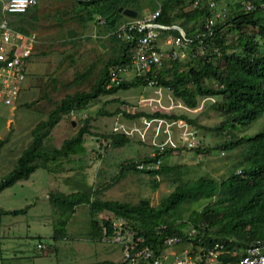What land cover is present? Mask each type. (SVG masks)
Returning <instances> with one entry per match:
<instances>
[{"label": "rangeland", "instance_id": "374dc122", "mask_svg": "<svg viewBox=\"0 0 264 264\" xmlns=\"http://www.w3.org/2000/svg\"><path fill=\"white\" fill-rule=\"evenodd\" d=\"M152 1L154 0H139V8L135 5L138 9L137 16L149 15L153 7L157 6L156 4L153 6ZM187 6L186 10L193 9L192 5ZM81 14L86 15V11L78 0H38L37 18L31 19L34 25L27 24L31 33L36 36L37 43L21 99L16 105H6L0 101V140H5L0 153V179L13 170L23 150L32 144L31 131L39 121L46 120L67 93L90 89L91 82L75 85L74 80L78 73L85 72L95 65L92 73L94 82L106 62L119 55L121 51L123 40L117 37L115 31L119 23L133 17L121 13L117 24L109 26L96 22L84 23L79 18ZM104 17L107 19V16ZM175 23L182 24L187 30L197 24L199 29V21ZM72 28L77 34L68 38L67 31ZM238 36V33L227 35L228 42L237 41ZM101 42L105 43L104 48ZM238 51L240 53L241 49ZM190 60L192 59L180 61L178 70L187 69ZM227 64L225 58L220 59L221 68ZM117 68L109 69L113 71ZM132 74L128 75V80L132 79ZM220 100L222 97H206L200 99L197 108L188 110L185 105L178 106L180 102L173 97L171 91L145 85L118 90L111 95H101L84 110L70 113L68 117L64 116L45 140L48 149L61 147L66 139L75 136L83 126H86L89 130L84 141L86 152L60 160L58 165L51 164L50 171L40 168L29 179L21 180L5 189L0 193V207L8 211L24 210L17 214L10 213L13 215L11 219L16 220L20 226L18 230L20 236L26 237L28 234L25 230L30 231L28 236L31 238L30 244L35 246L36 250L39 241L47 246L49 253L47 264H94L104 261L121 264L124 258L122 248L112 242L109 236L91 239L89 231L91 219H98V225L103 228L105 220L112 221L115 226H121L124 219L106 211L92 215L89 206L82 204L76 207L75 214L65 228V239L54 241L52 238L54 229L57 223L63 220V216L61 210L52 204L51 192L70 194L76 190L89 189L95 193L99 191L96 197L104 201L137 205L140 201L148 199L154 207L159 205L175 189L176 184L171 182L175 175L168 178L147 172H129L119 178L122 166L135 163L140 158L154 157L159 150L150 135L145 141L135 136L130 138L131 142L125 146L114 147L111 144V136L117 135L115 134L117 123L131 125L133 120L127 115L139 111L161 112L168 115L184 113L190 120L197 122L189 123V132L196 140V145L192 148L217 147L225 136L211 130L221 119L209 106L211 101ZM173 104L175 106L171 108ZM142 117L144 116L134 119L140 126ZM262 126L264 116L251 126L240 130L238 134L254 133ZM180 135L181 129L175 126L174 140L178 146L168 148L173 149L172 154L162 158L161 163L180 166V176L183 180H196L208 176L214 178L220 185L232 172L236 173L231 162L238 157L237 154L233 155L223 150L195 154L189 150L192 148L185 145ZM161 141H164V138ZM150 166L156 169L159 164ZM55 168L61 171H53ZM217 201L216 194L197 202H186L180 210L181 219L191 222L190 216L194 212L201 211L208 204L214 205ZM105 231L106 229L104 234ZM132 235L133 232L126 234L131 238ZM42 248L44 249L43 246Z\"/></svg>", "mask_w": 264, "mask_h": 264}, {"label": "trees", "instance_id": "16d2710c", "mask_svg": "<svg viewBox=\"0 0 264 264\" xmlns=\"http://www.w3.org/2000/svg\"><path fill=\"white\" fill-rule=\"evenodd\" d=\"M199 1L200 6L193 7L191 10H186L187 5H192L195 0H154L152 4L154 2L153 6L159 4L162 7L160 17L162 22L197 23L202 21L204 23V18L211 16L213 10L208 0ZM78 2L86 11V15L81 14L79 17L81 21L97 22L98 15L107 16L106 24L109 26H115L110 25L112 19H115L117 24L121 16L119 12L121 6L137 11V7L139 8V0H78ZM216 3L219 10L229 9L228 19L224 24L215 26L216 31L212 36L204 37V42L208 45L206 57L190 60L187 69L178 70L180 61L167 63L156 73L150 72L145 76L132 78L107 88V80L114 71L110 69L131 62L135 39L123 40L119 55L106 62L94 82H92V73L96 68L95 65L86 69L85 72L78 73L74 80L75 85L91 82L90 89L67 93L60 104L50 112L49 117L39 121L32 129L33 142L23 150L13 170L0 179V193L21 180L29 179L40 168L50 171L51 164L58 165L60 160L86 152L84 141L85 135L89 132L86 126H83L75 136L66 139L61 147L48 149L46 146V137L64 116L68 117L72 111L84 110L101 95H111L118 90H126L138 85L149 86L150 79L156 81L153 87L171 91L176 100L191 109L199 106L200 99L222 97L220 101H211L209 108L215 110L221 119L211 130L225 136L223 141L217 147L205 149L199 147L189 150L195 154L216 153L219 150L237 154L238 157L236 156L231 162L232 169L236 170V173L232 172L220 185L214 178L208 176L185 181L180 176V166L161 163V159L170 156L173 149L159 151L154 157L140 158L135 163L122 166L119 178L129 172H147L154 176L161 175L168 178L175 175L171 179V182L176 184L172 193L154 207L148 199L140 201L137 205L120 201H104L96 197L99 191L95 193L89 189L76 190L70 194L51 192L50 200L61 210L63 216V220L59 221L54 229L52 236L54 241L65 239V228L75 214L76 207L86 204L92 215L106 211L115 217L127 219L130 225L145 236V242L141 246L154 245V248L159 249L167 236L185 237L184 229L187 228L188 223L181 219L180 213L184 203L197 202L216 194L217 203L208 204L201 211L194 212L190 220L196 226L202 222L207 224L208 242L224 243L225 249L221 254L223 261H239L250 246L257 241H264V126L254 133L238 134L240 130L251 126L264 116V0H257L256 8L251 12H246L239 4L233 5L229 2L223 4L218 0ZM155 8L153 7V10ZM36 10L37 5L29 8L25 13L10 15L11 27L31 35L30 26L27 24L34 25L31 19L36 20ZM2 16L1 2L0 19ZM197 30L196 25L187 30V35L194 40V45L198 40ZM226 33L230 35L238 33V40L228 42ZM215 47H219L221 56L215 53ZM238 49H241L242 53H239ZM221 58H225L228 62L224 68L219 65ZM169 75L172 76L169 77ZM143 115L165 116L171 119L183 118L189 123H197L190 120L184 113L168 115L161 112L139 111L136 114H128L127 117L135 119ZM111 140V144L117 148L131 142L130 138L118 134L111 136ZM4 144L5 140H0V153ZM156 163H159L156 169L149 166ZM143 164L144 167L140 168L139 166ZM238 169L241 171L237 172ZM157 185H159L158 181ZM19 212L24 210L6 211L0 208V214ZM98 223V219L90 220L91 239L102 238L105 235V228L108 229V235L113 236L114 229L111 221H104L105 228ZM94 264L120 263L104 261Z\"/></svg>", "mask_w": 264, "mask_h": 264}, {"label": "built area", "instance_id": "2783aa9c", "mask_svg": "<svg viewBox=\"0 0 264 264\" xmlns=\"http://www.w3.org/2000/svg\"><path fill=\"white\" fill-rule=\"evenodd\" d=\"M242 1H245L248 9H252L256 0ZM1 2L3 16L0 19V101L6 105H13L18 101L24 87L37 39L33 34L26 35L14 30L6 16L25 13L29 8L36 6L38 0H0ZM216 2L217 0H208L213 14L206 19L205 31L201 34L203 36H211L215 26L229 15L228 8L219 10ZM198 6L200 1L195 0L193 7L198 8ZM161 15L162 7L159 5L151 14L124 22L119 27L117 36L127 41L136 39V44L131 64L115 69L109 79L108 87L120 83L126 73L132 72L135 76H143L154 67L161 66L164 59L161 44L172 46L173 58H177L181 53L185 55L182 50L194 41L187 36L183 27L162 22ZM175 31L179 34H175ZM149 83L155 85L156 81L150 79ZM174 106L173 104L171 108ZM178 106L182 105L178 104ZM141 121V126L137 120H133L131 125L119 123L115 131L130 138L139 136L142 141L150 135L157 150L163 152L167 148L178 146L174 140L175 126H178L181 129L180 137L186 143L184 144L188 147L196 145L195 137L191 136L188 124L182 120L144 116ZM162 138L164 141H161ZM139 167H144V164ZM186 222L188 229H184L185 237L167 236L159 249L154 248V245L141 246L145 242V236L130 225L127 219H124V224L121 226H115L111 221L114 234L109 236L108 229L105 228V236H109L112 242L122 248L124 264H264V241H257L250 246L239 261L226 262L221 259L225 249L224 243L212 244L207 241V225L199 223L196 226L190 221ZM131 232H133L132 238L127 237L126 234Z\"/></svg>", "mask_w": 264, "mask_h": 264}, {"label": "crops", "instance_id": "0c3cea01", "mask_svg": "<svg viewBox=\"0 0 264 264\" xmlns=\"http://www.w3.org/2000/svg\"><path fill=\"white\" fill-rule=\"evenodd\" d=\"M12 217L10 213L0 214V264H47V246L41 241L38 250L31 246L30 231L26 229L28 236H20V226Z\"/></svg>", "mask_w": 264, "mask_h": 264}, {"label": "clouds", "instance_id": "9594fccd", "mask_svg": "<svg viewBox=\"0 0 264 264\" xmlns=\"http://www.w3.org/2000/svg\"><path fill=\"white\" fill-rule=\"evenodd\" d=\"M226 1V0H225ZM225 1H219V2H221V3H223V4H225L226 2ZM256 2H257V0L254 2V4H253V8L252 9H248L247 8V5L245 4V1L243 2L242 0H232V1H229V3H233V5H236V4H239V5H242V7H243V9H245L246 10V12H251V11H253L255 8H256ZM38 4V3H37ZM193 5V4H192ZM226 6V5H225ZM159 7V4H158V6H156V8L155 9H157ZM124 8H130V7H124ZM131 9H133V8H131ZM154 9V10H155ZM263 9H264V6H263ZM134 10H136V9H134ZM153 10V11H154ZM229 10V9H228ZM137 11V10H136ZM152 11V12H153ZM151 12V13H152ZM229 12V11H228ZM150 13V14H151ZM123 14V13H122ZM137 15H138V11H137ZM135 16V17H133V18H130V19H128V20H126V21H123V22H121V23H119L118 24V26H117V29H116V35H117V30L119 29V27L124 23V22H127V21H132V20H134V19H138V18H141V17H139V16ZM145 16H147V15H145ZM229 16V15H228ZM144 17V16H143ZM208 17V16H207ZM207 17H205L204 18V23L202 22V21H199V29L197 30V32H199L198 33V35H197V42H196V44L194 45V42L192 43V44H190V45H188L186 48H184L182 51H184L185 52V55H179L177 58H173L172 57V51H173V48H172V46H170V45H164V44H161V48L164 50V59H163V64L161 65V66H156V67H154L150 72H152V73H156V71L159 69V68H162V67H164L167 63H172V62H176V61H184V60H187V59H203V58H205L206 57V55H207V50H206V46H208L205 42H204V37L205 36H203V35H201V34H203L202 32L203 31H205V29H204V27H205V23H206V19H207ZM228 19V17L225 19V20H223L221 23H219V24H224L225 23V21ZM97 22L96 23H99L100 25H106V23H107V20H106V18L105 17H103V16H101V15H98L97 16ZM115 20V19H114ZM165 23H167V24H170V25H173V24H176V25H179V26H181V27H183L184 29H185V31H186V33H187V29L182 25V24H178V23H175V22H172V23H168V22H165ZM202 23H203V27H202ZM218 24V25H219ZM111 25V24H110ZM113 25H115V23L113 24ZM196 26H197V24H196ZM202 28L204 29V30H202ZM216 30H215V28H214V32H215ZM214 32H213V34H214ZM175 34H179L178 32H174ZM212 34V35H213ZM211 35V36H212ZM227 35H229L228 33H226V36ZM188 36V35H187ZM207 36V35H206ZM118 37V36H117ZM189 37V36H188ZM119 38V37H118ZM190 38V37H189ZM120 39H122V38H120ZM192 39V38H191ZM122 40H124V39H122ZM193 40V39H192ZM194 41V40H193ZM133 51H134V48H133ZM214 51H215V53H217L218 55H220L221 56V54H220V51H219V47H215L214 48ZM133 53V52H132ZM132 56V55H131ZM132 60V59H131ZM129 64H131V62L130 63H128V64H125V65H129ZM121 66H124V65H120L119 67H121ZM150 72H148V73H150ZM147 73V74H148ZM129 74H132V72H129V73H126V74H124V79L120 82V83H118V84H115V85H119V84H121L122 82H124V81H126V80H128L129 78H128V75ZM133 76H132V78H136V77H139V76H135L134 74H132ZM143 76H145V75H143ZM111 77V76H110ZM110 77L108 78V80H107V84H106V87L107 88H111L112 86H110V87H108V82H109V79H110ZM149 86H154V85H151L150 83H149ZM23 88H25V84H24V87ZM23 90V89H22ZM21 95H22V91H21V94H20V97H19V99H18V101L21 99ZM180 102V101H179ZM17 103V102H16ZM16 103L15 104H13V105H16ZM180 104L182 105V107H184V104L182 103V102H180ZM186 109H188V110H191L190 108H188L187 106H186ZM71 114H74V112L72 111L71 112ZM143 116H147V115H143ZM151 117H156V116H151ZM158 117H163V116H158ZM165 117V116H164ZM166 118H168V117H166ZM169 119H171V118H169ZM131 120H134V119H131ZM171 120H174V121H179V120H182V121H184V122H186L187 124H188V127H189V122H187L185 119H183V118H178V119H171ZM119 123H123V122H119ZM119 123H117V124H119ZM124 124H127V123H124ZM117 126V125H116ZM116 133L115 134H118V135H123V136H126V135H124V134H121V133H118L117 131H115ZM126 137H128V136H126ZM128 138H130V137H128ZM189 148H192V147H189ZM203 223V222H202ZM207 225V224H206ZM207 228H208V226H207ZM209 230V229H208ZM122 263H123V261H122Z\"/></svg>", "mask_w": 264, "mask_h": 264}, {"label": "water", "instance_id": "95a60500", "mask_svg": "<svg viewBox=\"0 0 264 264\" xmlns=\"http://www.w3.org/2000/svg\"><path fill=\"white\" fill-rule=\"evenodd\" d=\"M119 12L120 13H124L125 15L131 16V17H135L137 15V11L136 10L131 9V8H124L123 6H121L119 8ZM114 23H115V20L112 19L110 21V24L113 25ZM76 34H77V31L75 29H73V28L72 29H68V31H67L68 38H72ZM101 46L104 48L106 45H105V43L101 42ZM73 123L75 124V121Z\"/></svg>", "mask_w": 264, "mask_h": 264}]
</instances>
